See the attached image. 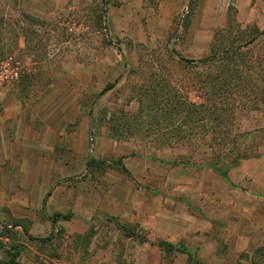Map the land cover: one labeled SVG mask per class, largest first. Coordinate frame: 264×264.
<instances>
[{
  "label": "rangeland",
  "instance_id": "obj_1",
  "mask_svg": "<svg viewBox=\"0 0 264 264\" xmlns=\"http://www.w3.org/2000/svg\"><path fill=\"white\" fill-rule=\"evenodd\" d=\"M245 1L0 0V75L20 89L22 109L2 127L27 141L8 195L19 202L28 185L30 204L28 217L4 208L0 264L14 255L19 264L224 263L231 218L250 208L243 190L255 180L262 191L254 162L255 177L236 168L264 145L227 168L243 184L228 186L211 164L215 152L228 160L234 143L223 149L201 106L215 107L229 137L264 128V103L245 87L264 76V0ZM214 55L226 57L207 69L215 86L232 72L242 86L231 113L207 96L205 69L184 61ZM199 121L207 126L180 133ZM250 255L264 264V246L241 262Z\"/></svg>",
  "mask_w": 264,
  "mask_h": 264
},
{
  "label": "crops",
  "instance_id": "obj_2",
  "mask_svg": "<svg viewBox=\"0 0 264 264\" xmlns=\"http://www.w3.org/2000/svg\"><path fill=\"white\" fill-rule=\"evenodd\" d=\"M249 1L250 0H246L245 3H249ZM10 86H12V84L8 80V76L0 75V221H6L8 218V214L4 208H9L10 211H13L14 208L23 210L24 213L19 214L21 217H28L27 214L30 208L28 185H24V188L20 189V191H24V194L20 196L19 202L13 201L11 194L8 195V192L15 190L13 188V182L15 181L14 176L17 174L16 170H19V168L22 167L20 162L17 164L15 161L19 160V156L25 155L27 151V141L25 138L22 139L23 141L16 142L13 140L14 136L9 135L10 130L8 127V132H4L2 127V125L6 123L5 120L7 121V118L10 116L15 117L14 122L18 124L17 122L20 120L22 114L21 101L16 98V92L20 94V89ZM11 98L14 101L12 106L9 104ZM18 134L19 132L17 131V137ZM252 162H254L253 164L257 165V169L255 170L258 171V176H260L258 186L262 188V191L257 192L254 189V187L257 185L255 180L252 181V183L249 180L251 187L243 190L248 197L250 208L245 209L247 213H242L241 220H234L231 218L232 220L229 223L227 233L229 245L223 264H227V261L229 264H254L251 255L249 256L248 260H243L241 262V255L247 251H250V249H253L257 244L259 246H264V154H261V156L255 159H247L242 161L239 167L236 168L238 172H235V175L242 171V177L244 178L245 176H248L249 178V176L252 175L255 177L256 171L250 170L248 168ZM233 183L237 184L235 188L242 189V183V185H240L239 183L235 182L232 177L228 176V181L226 184H228V186H233ZM54 197H56V194ZM40 201L41 204L44 205L43 196L40 198ZM204 245H207V243ZM212 246L215 248V245ZM188 251L191 253L189 249Z\"/></svg>",
  "mask_w": 264,
  "mask_h": 264
},
{
  "label": "trees",
  "instance_id": "obj_3",
  "mask_svg": "<svg viewBox=\"0 0 264 264\" xmlns=\"http://www.w3.org/2000/svg\"><path fill=\"white\" fill-rule=\"evenodd\" d=\"M261 32H264V31L261 30ZM250 42H252V40L248 41L246 44H248ZM242 46H245V45L242 44ZM228 57H231V56H228ZM217 59L218 60L219 59L225 60L226 57H223L222 55L221 56H215L214 55V56H206L204 58L199 59L198 61H196L194 59H184V61L186 63H189V64L190 63H198V64H200V68L205 69V72L203 73V75L201 77L202 78L201 82L206 83L205 81H207V79L209 80L210 85H208L209 91L208 90L206 91L207 96L210 98L213 97V100H221L223 105H224L223 109L225 111H228L229 113H231V107L234 104H236V102H237L236 106L242 105V103H240V101H237L236 98L234 99L235 92L240 91L242 86H240V83L234 82L237 80L235 79V74L233 72L229 73L230 81H229V77H227V78L225 77V81L223 79L224 83H222V84L219 83L218 86L217 85L215 86L217 79H215L212 75H210V73H207L208 72L207 69H209V66L214 67V68H218V67H216L217 66L216 62L218 61ZM227 59H230V58H227ZM248 67H249L250 71H253L251 65H248ZM219 73H220V75H223L224 71H219ZM259 78H260L261 84H258L257 86H255V84L249 82V84L247 85L248 87L245 85L244 86L246 87V91H248V95L250 97H253V100H255V101L261 100V102L264 103V76H263V78H261V77H259ZM107 88H110V86ZM242 96H247V94L242 95ZM174 105H175V103H174ZM201 107H203L204 111H207L211 114L210 117L214 121H213V124L210 123L208 126L211 127V125H214L212 130H213V132H218V135L216 137H218L219 142L224 144L223 149L226 147L227 144L230 143V141L231 142L233 141V143H234L235 148L232 147L233 149H230L231 151L229 152L228 155L231 154V156L228 160H225V155L222 156V154H224L222 151L220 153L215 152L213 154L214 156H213L212 163L214 164V162L216 163L217 161L224 163L221 167L214 166L213 164H211V167L213 169H215L216 171H218L219 173L218 172L217 173L219 175H221L226 181H228V176H227L228 171H226L228 167L239 165L238 162L241 159H247L249 157H256L257 155H259L258 147L264 145V140L262 143H259L257 140L253 141L252 139L256 133H259L258 134L259 137H262L264 134V128H257V129H254L253 131H249L248 133H245L242 135L236 134V136L234 137L235 140H233L234 139L233 136H230V137L228 136L229 133L225 127L223 129H221L223 127L222 126L223 117H221L219 113L217 115V113L215 111V107L211 108L208 105L207 106H201ZM223 109L219 107L218 111L224 112ZM199 118H200V116H199ZM199 123H200V121L192 123L190 125L191 127L188 125L187 128L181 126L179 131H180V133H182L186 129H190V128L195 129L197 126H199V127H197L198 129H202L203 126H205V125L207 126V124H205V123L198 125ZM222 159L224 160V162L222 161ZM48 195H49V193L46 194L45 198ZM59 215H60L59 213H55L50 217L51 223L54 226H55L57 217ZM69 217H70L69 214L64 215L65 219H68ZM54 233H55V231L51 232V234L48 237L41 238L39 240H41V241L50 240L52 238V236L54 235ZM25 234L28 236L29 239L38 240V238L29 235L27 233V231H25ZM158 246L165 251L166 250L171 251L174 248V246L170 242L164 241V240H160L158 243ZM182 252L187 254L189 258H192V254L187 249L183 250ZM15 258H16V255L12 256L11 260L13 261L14 264H19L18 262L15 263Z\"/></svg>",
  "mask_w": 264,
  "mask_h": 264
}]
</instances>
